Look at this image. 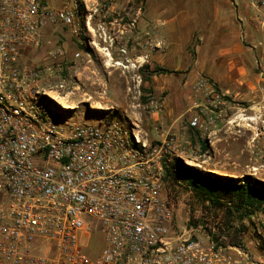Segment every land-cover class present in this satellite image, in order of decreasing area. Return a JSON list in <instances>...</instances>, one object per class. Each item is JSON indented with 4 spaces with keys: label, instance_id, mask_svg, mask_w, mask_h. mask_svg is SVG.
<instances>
[{
    "label": "built area",
    "instance_id": "built-area-1",
    "mask_svg": "<svg viewBox=\"0 0 264 264\" xmlns=\"http://www.w3.org/2000/svg\"><path fill=\"white\" fill-rule=\"evenodd\" d=\"M82 9L80 0L58 8L0 0V264H264V219L244 217L234 239L220 217L215 225H175L166 185L175 158L187 162L178 139L149 141L115 119L48 118L41 81L52 64L22 61L50 44L56 22L81 39L89 27ZM62 55L51 48L46 56ZM194 88L210 93L204 80ZM215 122L207 116L204 124ZM190 124L203 126L197 116ZM93 234L101 245L95 256L86 252Z\"/></svg>",
    "mask_w": 264,
    "mask_h": 264
},
{
    "label": "rangeland",
    "instance_id": "rangeland-1",
    "mask_svg": "<svg viewBox=\"0 0 264 264\" xmlns=\"http://www.w3.org/2000/svg\"><path fill=\"white\" fill-rule=\"evenodd\" d=\"M65 1L49 3L58 8ZM80 2L82 20L89 22L82 38L56 22L47 29L50 44L22 61L36 68L52 64L53 73L41 81L50 120L115 119L136 126L149 141L178 139L176 152L187 163L175 159L186 167L264 183V0ZM168 19L176 20L173 27H198L178 55L168 54L164 46L161 28L168 27ZM51 48L62 49L63 55L47 60ZM199 80L206 81L209 94L195 91ZM196 116L202 128L191 126ZM207 116L216 122L204 124ZM189 180L178 176L166 185L175 204V225L196 227L206 220L215 225L220 217L234 239L235 225L244 217L230 215L227 201L215 205L200 197ZM251 215L264 219V209ZM91 238L86 252L95 256L101 245L95 234Z\"/></svg>",
    "mask_w": 264,
    "mask_h": 264
},
{
    "label": "trees",
    "instance_id": "trees-1",
    "mask_svg": "<svg viewBox=\"0 0 264 264\" xmlns=\"http://www.w3.org/2000/svg\"><path fill=\"white\" fill-rule=\"evenodd\" d=\"M157 71L162 69L157 68ZM202 151L207 148L206 143L201 144ZM171 178L187 177L194 191L212 204L222 205V201L230 203L229 214H239L241 218L264 209V183L251 177L236 180L225 177L219 178L206 175L193 167H186L175 159L172 168L167 170Z\"/></svg>",
    "mask_w": 264,
    "mask_h": 264
},
{
    "label": "crops",
    "instance_id": "crops-1",
    "mask_svg": "<svg viewBox=\"0 0 264 264\" xmlns=\"http://www.w3.org/2000/svg\"><path fill=\"white\" fill-rule=\"evenodd\" d=\"M173 15L175 16V14ZM164 22L166 26H168L161 28L165 38L164 46L166 45V52L171 55H178L180 50L184 49L191 41L198 27H173V25L176 24V20L173 19H168ZM235 29L237 31V27H235ZM153 137L155 138V135H153Z\"/></svg>",
    "mask_w": 264,
    "mask_h": 264
},
{
    "label": "bare ground",
    "instance_id": "bare-ground-1",
    "mask_svg": "<svg viewBox=\"0 0 264 264\" xmlns=\"http://www.w3.org/2000/svg\"><path fill=\"white\" fill-rule=\"evenodd\" d=\"M49 95H50V97L52 98V99H55V100H57V101H59L60 103H64V102H61L59 99V97L58 96H56L55 94H50L49 93ZM65 104V103H64ZM187 163V162H186Z\"/></svg>",
    "mask_w": 264,
    "mask_h": 264
}]
</instances>
